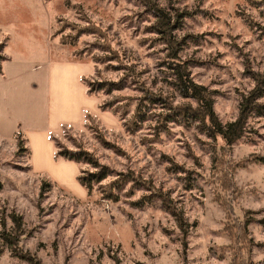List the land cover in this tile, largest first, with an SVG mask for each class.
<instances>
[{
    "label": "rangeland",
    "instance_id": "rangeland-1",
    "mask_svg": "<svg viewBox=\"0 0 264 264\" xmlns=\"http://www.w3.org/2000/svg\"><path fill=\"white\" fill-rule=\"evenodd\" d=\"M152 5L182 15L175 59L234 120L264 70V0H0V264H264V116L232 144L179 118L198 104L173 85ZM74 74L92 110L78 124L58 108L82 104ZM37 126L75 177L34 166L22 135ZM99 170L88 194L76 176Z\"/></svg>",
    "mask_w": 264,
    "mask_h": 264
},
{
    "label": "trees",
    "instance_id": "trees-1",
    "mask_svg": "<svg viewBox=\"0 0 264 264\" xmlns=\"http://www.w3.org/2000/svg\"><path fill=\"white\" fill-rule=\"evenodd\" d=\"M151 10L157 20L156 28L154 30L162 35V39L168 45V57L172 60L169 62V66L172 70L171 72L173 76V85L182 96L192 98L198 104V110L191 107L182 108V114L178 115L179 118L198 119L203 123V126L206 127L210 134L212 133L214 136H219L226 144H232L234 141L242 137L246 127L245 123L248 113H251L253 111L264 116V102L261 103L259 101V99L263 97L264 93V70H262L261 72L251 73L254 85L250 89V91L242 96V98L239 100L238 114L236 118L232 121L222 123L215 117L212 108L211 93L206 89V87L194 83L187 73L186 67L184 65L185 63L179 59H175L177 57L175 51H177L176 49H178L180 42H178L172 32L173 30L178 29L180 24L177 23L178 21L176 19L181 18L182 15L176 9L171 13H167L164 9L157 5H152ZM62 42L66 41L62 39ZM2 46L3 45H0V48ZM1 60H3L2 56H0V68ZM174 60H177V62H175ZM155 98L147 96V103L152 104L155 101ZM142 114L143 113L139 110L136 115L137 118H140ZM56 153L57 155L66 157L69 160L78 162L80 159H82L86 162L91 163L93 166H95V168L99 167V165L95 161H93L88 154L86 155V153H82V155L79 157V153H74V151L69 152L64 148H59ZM261 160L264 163V158H261ZM90 175V178L83 177L82 175L77 176L79 183L86 189L88 194L90 193L93 183L100 182L101 180L106 178L107 171L105 170L104 172L99 170L96 173H92ZM1 188L2 183L0 181V189ZM41 188H43L42 185ZM112 196V193H109L107 197L103 195L102 198H111ZM146 196L147 195L142 196L139 200L135 201L134 204L139 206L143 202V199L146 198ZM162 200L163 202L165 201V199ZM167 207L170 209L171 213H173V215L177 217L175 210L173 208H170L169 205ZM8 216L11 218L13 225L18 228L20 226V217L15 216L12 212H10ZM180 228L183 230L182 227ZM6 238L8 237H6V235L4 237L3 235V239L7 244L11 246L15 245L14 242L8 241L6 240Z\"/></svg>",
    "mask_w": 264,
    "mask_h": 264
},
{
    "label": "crops",
    "instance_id": "crops-1",
    "mask_svg": "<svg viewBox=\"0 0 264 264\" xmlns=\"http://www.w3.org/2000/svg\"><path fill=\"white\" fill-rule=\"evenodd\" d=\"M77 75H75L73 77V82L79 88L80 99H81L82 104H77L76 105L74 103L67 102L65 106H61V107L57 106L59 109L63 110V112L65 114H67V115L71 114V116H72L71 118H73V120L71 122H73L74 124L75 123L78 124L81 121L82 110L87 109L89 112H92L91 106H90L91 105V100H90L89 96L86 94L85 88L79 82ZM88 105L90 106L89 108L87 107ZM59 121L62 122L63 120H57V123L56 122L54 123L55 126L57 124L58 125L60 124ZM28 129H30V128H28ZM28 129L24 128L26 134L22 135V137L26 141V143H28V141H29V144H30L31 150H32L31 156H32V161H33L34 166L38 167L40 160L41 159L45 160L46 162H48L50 164L49 167H52V169H53L52 171H49V169L46 168L45 170H48L51 173H47V172H45V173H47L49 178H51V179L55 178L59 183H62L60 181V176H59V173H58L57 166L58 165L64 166V165H67L68 163H70L69 167L71 168V170L73 169V173H74L75 172L74 164L69 162V161H58V159H54V154H53L54 153V148H53V145H52L51 141L48 139V135L43 130L44 128H42L41 126H37L35 128H31L30 131ZM14 131H16V130H14ZM14 131L12 130L11 133H13ZM11 133H10V135H11ZM10 135H9V137H10ZM0 137L3 138V134L1 133V131H0ZM37 147L39 149H42L41 153L39 152V150L38 151L36 150ZM33 170L34 171H39L37 168H33ZM73 175H74L73 177H75V173ZM76 178H77V176H76ZM62 185L66 186L65 184H62Z\"/></svg>",
    "mask_w": 264,
    "mask_h": 264
}]
</instances>
